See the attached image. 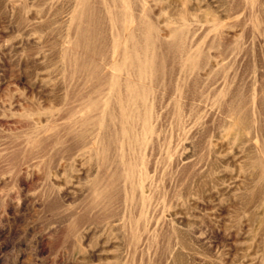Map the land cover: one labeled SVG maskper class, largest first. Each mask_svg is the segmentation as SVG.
Listing matches in <instances>:
<instances>
[{
  "label": "rangeland",
  "instance_id": "obj_1",
  "mask_svg": "<svg viewBox=\"0 0 264 264\" xmlns=\"http://www.w3.org/2000/svg\"><path fill=\"white\" fill-rule=\"evenodd\" d=\"M0 264H264V0H0Z\"/></svg>",
  "mask_w": 264,
  "mask_h": 264
},
{
  "label": "bare ground",
  "instance_id": "obj_2",
  "mask_svg": "<svg viewBox=\"0 0 264 264\" xmlns=\"http://www.w3.org/2000/svg\"><path fill=\"white\" fill-rule=\"evenodd\" d=\"M146 51H147L146 49L143 50L141 54L146 53ZM136 61L137 62L135 63V66H133L131 68H133L136 71V73H138V75H140L141 77H145V76L147 77V75H148L147 71H148V69H151L153 67L154 62H151V63L145 62V60L141 59V57H139ZM144 88H145V86H143V85H142V88L140 86L135 85V91L136 92L133 94V99H135L136 101H139L142 97V94L145 93ZM148 92H151V90H148ZM145 99H146V97H145Z\"/></svg>",
  "mask_w": 264,
  "mask_h": 264
}]
</instances>
